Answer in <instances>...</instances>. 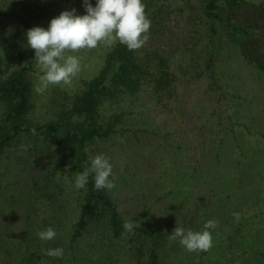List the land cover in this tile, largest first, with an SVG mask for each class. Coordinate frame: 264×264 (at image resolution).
<instances>
[{"label":"rangeland","instance_id":"obj_1","mask_svg":"<svg viewBox=\"0 0 264 264\" xmlns=\"http://www.w3.org/2000/svg\"><path fill=\"white\" fill-rule=\"evenodd\" d=\"M30 1L38 8H25ZM154 1L167 13L157 31H149L143 47L170 51V92L144 86L135 95L106 103L102 113L106 118L118 113L119 131L91 142L89 154H103L113 165L116 187L108 193L119 206L122 224L132 220L171 235L177 226L202 232L208 220L217 222L209 229L211 250L189 252L168 236L159 250L160 263L264 264V215H256L261 208L253 203L258 197L264 202V76L245 60L223 27L217 39L216 83L210 87L203 73L208 72V40L202 1ZM68 6L85 10L84 0H0L3 73L29 66L35 87L42 75L35 52L26 55L13 44L21 39L28 47L27 31L47 29L45 24ZM238 37L247 43V36ZM108 49L70 53L81 58L82 71L71 86L34 91L30 119L41 123L54 118L96 73ZM13 50L17 55L10 58L6 51ZM60 165L57 151L28 135L19 136L0 155V264H143L147 255L137 251V241L109 240L108 230L95 224L78 242L71 241L83 190L75 188V178L60 175ZM48 227L56 238L40 240L37 234ZM55 248H63L62 258L46 255Z\"/></svg>","mask_w":264,"mask_h":264},{"label":"trees","instance_id":"obj_2","mask_svg":"<svg viewBox=\"0 0 264 264\" xmlns=\"http://www.w3.org/2000/svg\"><path fill=\"white\" fill-rule=\"evenodd\" d=\"M201 1L208 40L205 45V66L208 72L205 70L203 73H207L210 87L216 83L214 64L219 48L217 39L223 27L228 28L231 40L239 46L245 60L264 76V0L256 2L253 0ZM90 2L93 7L96 5V0H90ZM143 3L151 20L150 30L156 32L157 26L164 23L166 7L154 0H143ZM24 6L38 8L33 1ZM72 9L76 10L77 15L86 13L84 8L77 10L75 6L69 7L67 11ZM18 19L23 24L29 25L23 16L18 15ZM49 24H45L46 27H49ZM238 34L247 36V43L241 44ZM13 45L17 48L16 51L25 52L26 55L35 52L30 47L22 46L21 39ZM15 50L10 53L6 51V53L11 58L17 55ZM169 52L156 46L130 51L125 45L117 42L105 51L103 62L96 73L82 82V88L73 93L71 99L64 105H61L54 118L41 123L30 119V113L34 107V84L30 67L18 65L3 73L4 61L0 56V155L19 136H33L60 154V175L75 178L86 165L90 166V158H92L89 154L90 143L106 140L119 131L118 113L108 118L102 113L106 103L135 95L144 86L151 87L156 93L169 94L170 86L173 84L169 74ZM233 137L234 135L231 138ZM247 170L250 168L248 167ZM82 190L83 193L77 200L78 216L72 224V242H78L84 232L92 230L95 224L97 227L108 230L109 240L121 241L127 237L129 242L137 241L139 243L137 251L139 253L143 251L147 255L143 264H163L159 260L161 256L159 250L163 242L168 239L170 231L163 232L161 229L155 231L149 227L136 226L134 234L126 233L119 206L107 189L96 190L94 177L90 176L88 184ZM253 203L261 208L256 215L263 216L264 202L258 197L254 198ZM24 240L29 243L28 234Z\"/></svg>","mask_w":264,"mask_h":264},{"label":"clouds","instance_id":"obj_3","mask_svg":"<svg viewBox=\"0 0 264 264\" xmlns=\"http://www.w3.org/2000/svg\"><path fill=\"white\" fill-rule=\"evenodd\" d=\"M86 15H77L76 10L63 11L50 21L47 29L34 27L26 33L27 46L35 51V66L42 75L34 91L43 94L49 86H71L73 79L82 71L81 58L70 53L92 50L100 46L112 47L117 42L130 51L141 49L149 40L151 20L146 13L143 0H96L93 7L90 0H84ZM35 134V129L32 130ZM70 167V166H69ZM67 171V170H66ZM94 177L96 190L116 187V176L110 159L103 154L90 158V166L75 176V188L84 189L89 177ZM236 219L239 214L234 213ZM137 223L126 220V233L134 234ZM217 222L208 220L204 231L194 232L177 226L169 239L178 240L189 252H207L213 247V236L209 229H215ZM42 241L56 238V231L48 227L40 231ZM46 255L62 258L63 248L49 249Z\"/></svg>","mask_w":264,"mask_h":264}]
</instances>
